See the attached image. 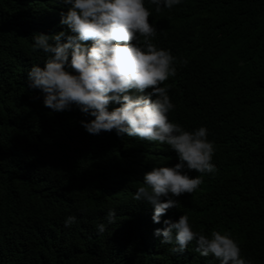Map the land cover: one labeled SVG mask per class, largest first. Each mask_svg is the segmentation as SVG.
Segmentation results:
<instances>
[{
	"label": "trees",
	"instance_id": "trees-1",
	"mask_svg": "<svg viewBox=\"0 0 264 264\" xmlns=\"http://www.w3.org/2000/svg\"><path fill=\"white\" fill-rule=\"evenodd\" d=\"M145 6L153 43L177 58L176 75L160 85L175 105L168 116L187 131L207 128L215 171L190 172L202 183L154 223L153 205L133 200L158 167L146 160L149 142L115 130L91 135L80 121L93 117L75 106L54 112L27 87L28 70L45 62L30 37L63 31L64 6L0 0V264H220L194 242L172 254L154 236L183 214L194 231L228 233L242 257L264 264V0H183L160 13ZM162 158L160 166L179 162ZM108 209L117 222L98 235ZM69 215L77 221L65 227Z\"/></svg>",
	"mask_w": 264,
	"mask_h": 264
},
{
	"label": "clouds",
	"instance_id": "clouds-1",
	"mask_svg": "<svg viewBox=\"0 0 264 264\" xmlns=\"http://www.w3.org/2000/svg\"><path fill=\"white\" fill-rule=\"evenodd\" d=\"M59 2L66 9L60 12L59 21L64 30L30 37L32 50L42 51L45 62L43 68L34 64L28 70L27 87L39 90L44 107L54 112L75 106L86 117H93L80 121L91 135L115 130L117 136L127 134L149 142L146 160L158 167L143 174L133 200L151 203L152 221L160 224L161 217L178 206L175 197L193 193L202 183L200 175L192 177L190 172L215 171L214 143L208 139L207 128L187 131L168 116L175 105L168 85H160L176 75L177 58L153 43L157 29L149 22L146 0ZM182 2L147 0L156 13ZM110 103L119 107L110 111ZM162 156L176 157L179 162L172 167L160 166L155 159ZM103 220L106 223L95 225L98 235L117 222L116 210L108 209ZM76 221L69 215L64 225L71 227ZM163 224L154 230V236L160 238V244L171 245L172 254H183L194 242V252L214 256L220 264H252L242 257L230 234L213 230L208 236L194 231L187 214L176 221L166 219Z\"/></svg>",
	"mask_w": 264,
	"mask_h": 264
},
{
	"label": "bare ground",
	"instance_id": "bare-ground-1",
	"mask_svg": "<svg viewBox=\"0 0 264 264\" xmlns=\"http://www.w3.org/2000/svg\"><path fill=\"white\" fill-rule=\"evenodd\" d=\"M176 14V13H175ZM218 35V34H217ZM201 37V36H200ZM220 38V37H219ZM169 39V38H168ZM259 47V46H258ZM258 91V90H257ZM214 113V112H213ZM215 123V122H214Z\"/></svg>",
	"mask_w": 264,
	"mask_h": 264
}]
</instances>
